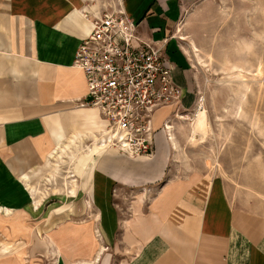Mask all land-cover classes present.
Masks as SVG:
<instances>
[{"label": "crops", "instance_id": "0c3cea01", "mask_svg": "<svg viewBox=\"0 0 264 264\" xmlns=\"http://www.w3.org/2000/svg\"><path fill=\"white\" fill-rule=\"evenodd\" d=\"M121 4L141 39L166 40L184 106L194 73L181 44L183 0ZM110 5L0 0V264H264V211L220 175L183 169L178 140L164 129L175 104L154 112L152 156L95 146L86 185L75 178L48 201L32 194L30 179L62 141L93 142L105 127L97 108L80 105L86 79L73 60L90 19ZM194 8L185 39L196 47L204 21Z\"/></svg>", "mask_w": 264, "mask_h": 264}, {"label": "rangeland", "instance_id": "374dc122", "mask_svg": "<svg viewBox=\"0 0 264 264\" xmlns=\"http://www.w3.org/2000/svg\"><path fill=\"white\" fill-rule=\"evenodd\" d=\"M183 3L186 9L181 44L194 73V92L191 100L180 107L179 86L180 101L170 113L174 122L169 121L168 126H172L169 130L179 143V162L187 165L183 169L220 175L241 188L243 195L252 197L253 204L264 211V0ZM193 6L195 13L201 14L199 21H204L198 24L203 38L195 39L196 47L192 39H185L191 25L186 20L187 10ZM218 6L221 13L202 12ZM224 16L229 22L222 21ZM235 36L256 39H231ZM200 117H204V128L199 124ZM68 141H62L30 179L31 192L38 201L54 200L75 178H82L84 185L89 182L91 165L85 167L96 157L92 153L99 144L76 140V144L62 150Z\"/></svg>", "mask_w": 264, "mask_h": 264}, {"label": "built area", "instance_id": "2783aa9c", "mask_svg": "<svg viewBox=\"0 0 264 264\" xmlns=\"http://www.w3.org/2000/svg\"><path fill=\"white\" fill-rule=\"evenodd\" d=\"M90 19L91 28L75 53L73 64L86 79L80 105L98 109L105 120L93 142L129 157L154 154L152 118L156 109L180 101L172 67L163 45L143 40L122 0ZM89 20L87 13L84 15ZM167 124H164L166 127Z\"/></svg>", "mask_w": 264, "mask_h": 264}, {"label": "bare ground", "instance_id": "6f19581e", "mask_svg": "<svg viewBox=\"0 0 264 264\" xmlns=\"http://www.w3.org/2000/svg\"><path fill=\"white\" fill-rule=\"evenodd\" d=\"M199 124H200V126H201L202 128L205 127L204 117H203V118L200 117V119H199ZM170 127H172V126H166V129L169 130ZM169 136H170V134H169ZM171 138H172V140H173V142H174V141H175V138H174L172 132H171ZM71 144H76L75 137L71 138L68 142H66L63 146H61L62 150H65V148H68ZM99 146H100V145H99ZM100 147H101V146H100Z\"/></svg>", "mask_w": 264, "mask_h": 264}]
</instances>
